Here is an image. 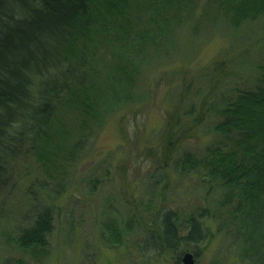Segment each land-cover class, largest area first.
Returning a JSON list of instances; mask_svg holds the SVG:
<instances>
[{"label":"trees","instance_id":"trees-1","mask_svg":"<svg viewBox=\"0 0 264 264\" xmlns=\"http://www.w3.org/2000/svg\"><path fill=\"white\" fill-rule=\"evenodd\" d=\"M202 2L232 28L264 15V0H0V190L25 151L50 176L63 173L105 110L112 114L141 99L136 89L147 47L160 46ZM236 56L216 58L201 73L208 90L194 123L214 112L220 143L200 157L187 152L180 163L201 167L208 182L224 189L222 207L207 214L223 220L220 231L231 224L236 231L254 228L243 240L246 254L264 258V61L243 66L245 55ZM235 74L244 81L222 89ZM167 126L170 155L183 126L171 115ZM165 212L170 238L177 214ZM202 214L193 210L182 219L199 243L208 236ZM52 228V209L44 208L17 241L44 246Z\"/></svg>","mask_w":264,"mask_h":264},{"label":"rangeland","instance_id":"rangeland-1","mask_svg":"<svg viewBox=\"0 0 264 264\" xmlns=\"http://www.w3.org/2000/svg\"><path fill=\"white\" fill-rule=\"evenodd\" d=\"M163 38L160 46L149 45L141 55L146 62L136 89L141 99L112 114L105 110L102 123L94 126L63 173L50 176L27 151L11 162L10 177L0 190V264L140 263L134 243L141 239L143 222L148 213L165 209L176 211L181 220L193 210L203 212L198 219L208 236L200 242L198 264H264L262 254H246L243 240L254 228L236 231L231 224L220 231L223 220L207 214L222 207L224 189L208 182L201 167L180 163L187 152L200 157L222 139L213 129L219 118L214 112L194 123L208 90L201 73L216 58L242 53L243 66L264 61V15L232 28L202 2L192 18ZM244 79L235 74L221 88ZM170 115L174 121L180 117L183 129L166 155ZM44 208L53 212L46 245H20L19 232ZM108 226H132L134 233L116 243ZM180 226L188 225L182 221ZM259 226L264 233V217ZM156 252H148L150 264H174L171 253Z\"/></svg>","mask_w":264,"mask_h":264},{"label":"flooded vegetation","instance_id":"flooded-vegetation-1","mask_svg":"<svg viewBox=\"0 0 264 264\" xmlns=\"http://www.w3.org/2000/svg\"><path fill=\"white\" fill-rule=\"evenodd\" d=\"M165 214L166 212L163 210L156 211L148 213L146 221L143 222V219L141 220L144 227L142 228L141 239H138V243H134V248L139 251L143 260L140 263L134 261L132 264H150L152 259L148 258V252L151 251H157L156 253L162 255L167 252L171 253L174 264H192L185 259L186 255L190 254L193 264H198L197 257L200 243L197 239L195 240L189 237L191 228L189 226H180L182 220L176 215L175 217L179 220V224L177 222L175 223V233L169 238L167 228L163 225L165 223ZM112 224H116V222L113 220ZM108 227L110 229L108 235L115 239L116 243L121 242L129 233H134L132 226H127L126 228L117 226Z\"/></svg>","mask_w":264,"mask_h":264},{"label":"water","instance_id":"water-1","mask_svg":"<svg viewBox=\"0 0 264 264\" xmlns=\"http://www.w3.org/2000/svg\"><path fill=\"white\" fill-rule=\"evenodd\" d=\"M188 262L192 263L193 264V260H192V256L190 254L186 255V258H185Z\"/></svg>","mask_w":264,"mask_h":264}]
</instances>
